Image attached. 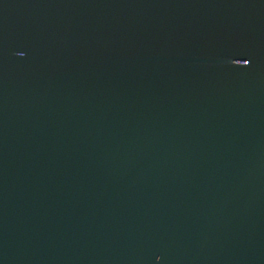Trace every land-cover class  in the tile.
<instances>
[{"label": "water", "instance_id": "95a60500", "mask_svg": "<svg viewBox=\"0 0 264 264\" xmlns=\"http://www.w3.org/2000/svg\"><path fill=\"white\" fill-rule=\"evenodd\" d=\"M0 264H264V0H0Z\"/></svg>", "mask_w": 264, "mask_h": 264}]
</instances>
